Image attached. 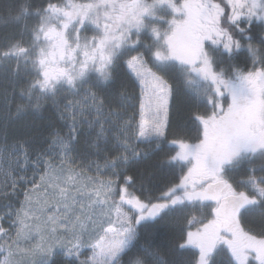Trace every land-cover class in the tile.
I'll list each match as a JSON object with an SVG mask.
<instances>
[{
	"label": "snow or ice",
	"instance_id": "snow-or-ice-1",
	"mask_svg": "<svg viewBox=\"0 0 264 264\" xmlns=\"http://www.w3.org/2000/svg\"><path fill=\"white\" fill-rule=\"evenodd\" d=\"M0 264H264V0H0Z\"/></svg>",
	"mask_w": 264,
	"mask_h": 264
},
{
	"label": "trees",
	"instance_id": "trees-1",
	"mask_svg": "<svg viewBox=\"0 0 264 264\" xmlns=\"http://www.w3.org/2000/svg\"><path fill=\"white\" fill-rule=\"evenodd\" d=\"M54 112L55 110L50 103L45 104L44 110L40 114V118L37 119L36 123L42 126H47L50 121L55 122ZM88 131L89 129L86 127L82 129L83 133H87ZM151 163L152 162L149 161L139 165L138 170L140 172L152 171ZM181 227H183V224L178 225L175 221L169 219L161 222V224L154 229L145 230V233L151 234L155 239V242L160 244L163 249H168L171 247H177L180 243H183V240L180 239Z\"/></svg>",
	"mask_w": 264,
	"mask_h": 264
},
{
	"label": "rangeland",
	"instance_id": "rangeland-1",
	"mask_svg": "<svg viewBox=\"0 0 264 264\" xmlns=\"http://www.w3.org/2000/svg\"><path fill=\"white\" fill-rule=\"evenodd\" d=\"M60 259H62V258L58 257V260H60Z\"/></svg>",
	"mask_w": 264,
	"mask_h": 264
}]
</instances>
